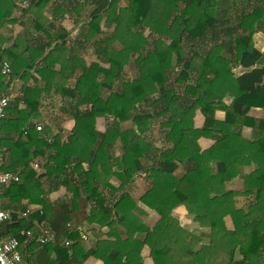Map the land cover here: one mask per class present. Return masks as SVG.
I'll list each match as a JSON object with an SVG mask.
<instances>
[{"label": "trees", "instance_id": "trees-1", "mask_svg": "<svg viewBox=\"0 0 264 264\" xmlns=\"http://www.w3.org/2000/svg\"><path fill=\"white\" fill-rule=\"evenodd\" d=\"M20 1L0 0V45L8 44L0 47V63L11 69L7 79L0 76V86L17 77L25 82L33 73L31 86L24 83L18 99L8 102L1 125L2 170L18 181L0 187V209L9 214L0 237L16 238L31 264H83L90 257L102 264H142L129 262L118 246L153 238L131 220L135 203L126 192L144 173L151 188L139 202L159 216L163 234L160 242H148L152 264H264V119L247 116L264 108V49L251 40L254 33L264 37V7L242 11L230 24L223 0H124L121 7L119 0H26L23 31L2 37L16 23ZM49 2L48 16L43 10ZM56 15L80 25L69 48L58 41L68 31L49 18ZM101 21L111 28L105 37ZM186 41L203 44L200 53L184 52ZM87 48L95 61L85 65L75 52ZM130 64L135 77L115 90L111 81ZM43 93L66 101L59 109L73 125L65 141L50 123L34 129ZM215 111L223 112L222 121L214 120ZM195 112L203 118L199 128L193 127ZM97 118H108L102 132ZM125 121L126 130L112 126ZM156 121L169 145L163 150L142 137ZM242 128L250 130L248 139L241 138ZM199 138L213 143L200 150ZM244 167L252 170L240 176ZM238 176L241 190H226ZM59 186L69 196L48 202L47 191ZM103 187L119 195L106 199ZM237 196L247 199L239 208ZM27 205L37 209L21 217ZM178 206L207 233L183 230L170 215ZM81 221L106 227L105 239L85 248L76 228ZM43 230L51 241L40 244Z\"/></svg>", "mask_w": 264, "mask_h": 264}, {"label": "crops", "instance_id": "crops-1", "mask_svg": "<svg viewBox=\"0 0 264 264\" xmlns=\"http://www.w3.org/2000/svg\"><path fill=\"white\" fill-rule=\"evenodd\" d=\"M62 26H63V24H62ZM71 26H73V24H71ZM63 27L66 29L65 26H63ZM13 28H15L16 33H18V28H20V25L17 23V24H15V26ZM69 37H70V35L68 36L67 41L65 43L63 42V44L67 48H69L72 45ZM7 46H8V44H6V43L0 45L1 48L7 47ZM75 54H76V56L81 58L85 63L84 58L86 59L87 55L83 52V50H80V49L76 50ZM90 58H92L91 62L95 61L93 54H92V57H90ZM85 65H86V63H85ZM58 68H59L58 65L54 66V70H58ZM28 74H29V77L25 80V82H22L21 80H19L18 77L15 79L7 80V81L4 80L3 86H0V87L2 90H4L6 92L8 98H9V102L13 101L15 99H18L19 91H20L21 87H23L24 83H26L27 86H31V84L33 83L31 74H33V73H32V71H30V72H28ZM41 99H43V97H41ZM227 102H228V99H225L224 104H227ZM18 106H19V108H21L23 105L21 102H19ZM39 112L41 114L40 109H39ZM64 113H65V111H60V114L65 115ZM247 116L252 117V118L264 119V108L263 109L252 108L248 111ZM41 118H42V116L40 115V117L36 121H40ZM50 119H51V117H50ZM202 119H203L202 116L198 112L194 113V116H193L194 128H199L202 125ZM222 119H223V112L215 111L214 112V120L222 121ZM41 121H42L43 126L45 125V123H50L51 124V130L53 133L57 132V130L60 129L61 136L65 137V138L69 134V131L73 125V121L70 119V117H67V116L65 118H62V117L57 118L54 123H53V119L49 120V118H46V119L42 118ZM103 122L104 123L100 127H97L98 129H96L99 132H102L105 129V121H103ZM36 123H35V121H33V124H36ZM120 125H126V127H127L130 124H123V123L119 124V123H117L118 127H120ZM118 129L122 130L121 128H118ZM147 135H149V134L147 133ZM249 135H250V130L248 128H242L241 133H240L241 138L248 139ZM149 137H150V135H149ZM156 139H157V136L154 139H150V141H152L151 144L152 145L154 144V147L160 148L161 150L169 147L168 144L163 142V139L159 138V140L155 141ZM212 143L213 142L211 140H208V139L199 138L197 140V144H198L200 150H205V149L209 148L212 145ZM3 164H4V162H3ZM148 165H149V163H148ZM82 166H83V168H85L84 167L85 164H82ZM147 167L148 166H146V168ZM250 170H252V167L242 168L240 171V176L246 175L248 172H250ZM240 176L236 177L231 182L225 184L224 188L226 190L239 192L241 190V183H242V179ZM145 177L146 176L144 173H139V174L135 175L133 177L132 182H130L126 186V192L129 194V197L135 203V209L130 214L131 220L134 221L135 223L142 224L145 227H147L148 231L151 232V235L153 236V238L147 237L146 238L147 240H145L143 243L137 244V245H132L131 248H123L122 246H118V250L124 252V258L127 257L129 262L134 263L136 261H139L142 264H152V261L148 256V246H147L148 242H151V241L160 242L163 238V234H162V230H161L162 226L160 225L161 223H160L159 216L154 211L148 209L147 207H145L143 204H141L139 202V198L145 192L149 191L151 188L150 182L147 181L145 179ZM63 179H62V181H65V178H63ZM108 183H109L110 187H112V188H116L119 184L115 178H111L108 181ZM101 193L105 196L106 199L108 198V196H110L111 200L113 198H115V195L116 196L119 195V193L115 194L114 192H111L108 188H104V187H103ZM46 195L47 196H45V198L50 203H53V202H56L58 200L67 198L69 196V194H67L65 192L64 188L61 186H59L56 190L50 191ZM246 200H247L246 198L241 197V196L235 197L234 198L235 207L236 208L241 207V205L245 204ZM26 207H27L26 210L37 209V206H35V205H27ZM170 215H171V217H173V219H175L178 222V225L183 230L189 232L192 235L198 236L199 234L207 233V230L199 227L198 224L193 222L192 216L188 215L182 206H178V207L174 208L172 210V212L170 213ZM224 220H225L226 228L229 229L230 228V225H228V223H230L229 219L224 218ZM76 228H77V232L79 233L81 240H83L82 244L84 245L85 248L94 247L95 242L105 239L104 238L105 233L107 232L106 227L90 226V225H87L84 221H81L80 224ZM121 238L125 239V235H122ZM88 260L91 261L90 264H102V259L99 260V259H93L90 257L86 261L88 262ZM85 262L83 264H86Z\"/></svg>", "mask_w": 264, "mask_h": 264}, {"label": "rangeland", "instance_id": "rangeland-1", "mask_svg": "<svg viewBox=\"0 0 264 264\" xmlns=\"http://www.w3.org/2000/svg\"><path fill=\"white\" fill-rule=\"evenodd\" d=\"M223 1H224V8L226 10V13L229 15L227 18V21H229L230 24H235L237 22V18H238V16H240L242 11L250 12L254 7H257V6H263L264 7V0H223ZM21 2L22 1H20L19 3L17 2L16 9L13 13V16H15V18H16V23H14L13 25H7L5 27L4 34L2 35V37L3 36L4 37L11 36V38H13V36L15 34H19L23 31L22 27H24L26 25V22H27L26 19L27 18L25 16V14L24 15L21 14V10H23L24 8L27 7V2H26V5L23 7H21ZM124 4H125L124 0H119L118 6L121 7ZM64 5H68V4L64 3ZM51 8H52L51 2H49L47 4L46 8L43 10V13L48 14V16H49ZM57 15H59V14H57ZM57 15L55 17L56 18L55 20L52 17H49V18L53 19L54 24H59V23L63 24V26H65L66 30L68 31L67 36L62 37L61 40L59 39L58 41L65 43L68 39V36L70 35L69 39L71 40V43H72L73 39L76 37V35H78L80 25L76 24L74 26H71L73 20H71V18H69V15L63 16L62 19H59V16H57ZM17 23L20 25V28H18V33H16V31H15L16 29L13 28L15 26V24H17ZM172 25L177 26L176 20L173 22ZM99 26L102 30V37H105L107 34H109V32H111V28H105L102 26V21L100 22ZM144 35L146 36L147 32H145ZM206 38L208 40H210L211 36L207 35ZM11 40H13V39H11ZM208 40L205 41V45H206L205 48H207V46H208V43H209ZM251 40H252V45L255 48L260 49L261 51L264 49V37H262L259 33H256V34L254 33L251 36ZM202 45L203 44H201L200 42L194 43V42H187L186 41L185 43H183V50H184V52H189V53L191 51H196V52L200 53ZM85 50L86 51L83 50V52L87 56H86V59L84 58V60H85V63L87 65V64L91 63L92 58H90V57H92V50L90 48H87ZM135 75H136V73L132 69V65H131L130 69H128V70L125 69L119 75L118 78H115L114 81L112 80L111 81L112 83H110V86L116 90V89H118V87L120 86L121 83L127 82V81L129 82L130 80H132L135 77ZM32 81H33V79H32ZM41 97H43V99L40 98V111H41L42 118H44V119L49 118V120L53 119V123H54L56 121V119L59 117H62V118H65L66 116L70 117L68 114H66V112L64 113L66 116L60 114L61 110H59V107L60 106L66 107V101L62 100L58 95H54L53 93L52 94L51 93L50 94H44L43 93L41 95ZM80 108H82V107H80ZM50 117H51V119H50ZM41 119H40V121H35V123L37 122L35 125H40L41 129H42L43 125H42ZM107 119L108 118H106V119H104V118L95 119V128L98 129L97 127H100L104 123L103 121H105V123H106V121H108ZM118 123L119 124H122V123L123 124H130L129 121L118 122ZM113 125L116 126L117 128H121L122 130H126L130 127V125L127 127H126V125H120V127H118L116 123H113L112 126ZM147 133L150 135V137H149V135H147ZM156 136H157V139L155 141L159 140V138L162 139L161 138L162 136L160 134V130L158 128L157 121L155 123H151L149 130L147 132H145L144 134H142V137H145L148 141L150 139L156 138ZM61 138L65 139V137H63V136H61ZM64 139H63V141H65ZM32 168L34 170H36L37 166H36V169L34 167H32ZM145 179L147 180L146 177H145ZM48 187H49V185L45 186V188H44L45 192L48 189ZM47 193H49V192L47 191ZM45 196H47V195L45 194ZM88 207L89 206L86 207V210L88 209ZM86 210H85V212H88ZM224 224H225V220H224ZM228 225H230L229 229H231V224L228 223ZM1 230L4 231V227H2ZM85 263L90 264L91 261L88 260V262L86 261Z\"/></svg>", "mask_w": 264, "mask_h": 264}, {"label": "built area", "instance_id": "built-area-1", "mask_svg": "<svg viewBox=\"0 0 264 264\" xmlns=\"http://www.w3.org/2000/svg\"><path fill=\"white\" fill-rule=\"evenodd\" d=\"M26 5V0H22L21 7ZM11 74V69L9 64L5 61L0 63V76L3 78H8ZM9 98L4 90L0 87V139H1V125L3 119L6 117V109L8 106ZM35 131H41L40 125H35ZM2 147L0 144V187L9 185L11 183H16L18 181V176L9 171L2 170L3 158H2ZM32 167L36 169L34 164ZM28 210L20 213L21 217H25ZM9 220V214L0 209V228ZM25 236L29 237L30 233L25 232ZM40 244L47 243L51 241V238L43 230L40 237L37 239ZM69 242L64 241L63 245L68 246ZM0 264H31L23 259L22 253L19 251V243L14 237H0Z\"/></svg>", "mask_w": 264, "mask_h": 264}, {"label": "water", "instance_id": "water-1", "mask_svg": "<svg viewBox=\"0 0 264 264\" xmlns=\"http://www.w3.org/2000/svg\"><path fill=\"white\" fill-rule=\"evenodd\" d=\"M64 180V179H63Z\"/></svg>", "mask_w": 264, "mask_h": 264}]
</instances>
